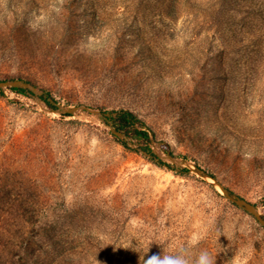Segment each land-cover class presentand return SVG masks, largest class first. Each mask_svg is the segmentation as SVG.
Returning <instances> with one entry per match:
<instances>
[{
    "label": "rangeland",
    "instance_id": "obj_1",
    "mask_svg": "<svg viewBox=\"0 0 264 264\" xmlns=\"http://www.w3.org/2000/svg\"><path fill=\"white\" fill-rule=\"evenodd\" d=\"M16 79L37 93L0 92V264H142L149 245L264 264V226L180 161L264 216V0H0ZM121 109L152 154L115 138L102 111Z\"/></svg>",
    "mask_w": 264,
    "mask_h": 264
},
{
    "label": "trees",
    "instance_id": "obj_2",
    "mask_svg": "<svg viewBox=\"0 0 264 264\" xmlns=\"http://www.w3.org/2000/svg\"><path fill=\"white\" fill-rule=\"evenodd\" d=\"M12 90L18 92V93H26L27 90L22 89V88H13ZM0 92L2 90L0 89ZM40 98L52 109L56 108L54 105V102H57L55 97L50 91L43 90V92L40 94ZM103 114H105V111H102ZM115 115L106 117V120L110 122L115 128L116 131L126 135L130 136L139 142H142L144 145L142 147L143 152H147L148 154H152L151 148L149 147L150 142H151V137L150 133L146 130V124L142 119L135 114L131 110L127 109H121L114 111ZM115 138L123 144L125 147H127V143L124 139H120L118 136L115 135ZM161 149L164 150L165 152H169L170 154L173 155V152L171 151V147L168 144H162ZM154 158V156H151ZM155 163L159 164L160 166H167L164 163H161L159 160H153ZM183 173H189L188 169H185L182 171ZM214 176V175H212ZM17 202L16 201H11L9 202L10 205H15ZM264 217V216H263ZM29 233L28 231L25 232V234ZM50 239L53 238L52 235H49ZM30 237V235L28 236Z\"/></svg>",
    "mask_w": 264,
    "mask_h": 264
},
{
    "label": "water",
    "instance_id": "obj_3",
    "mask_svg": "<svg viewBox=\"0 0 264 264\" xmlns=\"http://www.w3.org/2000/svg\"><path fill=\"white\" fill-rule=\"evenodd\" d=\"M5 88H11V89L22 88V89L37 93L36 87H34L29 82L23 81L20 79L8 80V81L7 80H5V81L0 80V89L3 90ZM54 105L57 108V110H54V111H57L60 113L73 114L80 109V107L59 106L55 102H54ZM82 108L84 109L85 107H82ZM104 115L106 117H110V116H114V113L113 112H106ZM146 130L150 133V137H152L153 134L149 131V129H146ZM113 132L117 136H120V137H122V135H123L122 133H120L116 130H113ZM169 156L171 158H173L170 153H169ZM180 161L182 164H184L186 167H188L189 171L198 174L204 180L213 184L228 200H230L232 203L236 204L238 207L244 209L248 213L252 214L260 222V224L262 226H264V217L262 216V213L260 212V209L256 204H254V203L248 201L247 199H245L244 197L234 193L233 191L228 189L225 185H223L220 181H218L216 177L212 176V174L201 169L199 166L190 162L189 160L181 159Z\"/></svg>",
    "mask_w": 264,
    "mask_h": 264
},
{
    "label": "clouds",
    "instance_id": "obj_4",
    "mask_svg": "<svg viewBox=\"0 0 264 264\" xmlns=\"http://www.w3.org/2000/svg\"><path fill=\"white\" fill-rule=\"evenodd\" d=\"M147 252L142 257L140 256L142 264H215L214 258L207 250H201L194 259L183 247L172 252L163 250L160 255H152L145 259L144 256Z\"/></svg>",
    "mask_w": 264,
    "mask_h": 264
}]
</instances>
